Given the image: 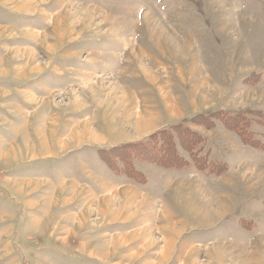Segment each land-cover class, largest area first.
Instances as JSON below:
<instances>
[{"label":"rangeland","instance_id":"1","mask_svg":"<svg viewBox=\"0 0 264 264\" xmlns=\"http://www.w3.org/2000/svg\"><path fill=\"white\" fill-rule=\"evenodd\" d=\"M0 264H264V0H0Z\"/></svg>","mask_w":264,"mask_h":264},{"label":"trees","instance_id":"2","mask_svg":"<svg viewBox=\"0 0 264 264\" xmlns=\"http://www.w3.org/2000/svg\"><path fill=\"white\" fill-rule=\"evenodd\" d=\"M149 140H147V141H145L144 143L146 144L147 142H148ZM172 147H173V149H172ZM175 149H176V147L175 146H171V148H170V153L172 154V155H170V159L171 160H173V161H175V162H177V164H179L180 162L182 163L183 161H181V158H180V156L178 155V154H176V152H175ZM162 152L164 153V154H168V152H166L165 151V149L164 150H162ZM166 154V155H167Z\"/></svg>","mask_w":264,"mask_h":264}]
</instances>
